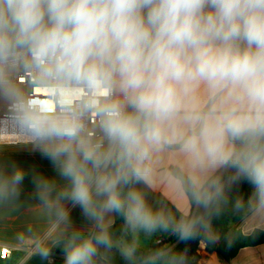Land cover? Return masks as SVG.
I'll list each match as a JSON object with an SVG mask.
<instances>
[{"label": "clouds", "instance_id": "obj_1", "mask_svg": "<svg viewBox=\"0 0 264 264\" xmlns=\"http://www.w3.org/2000/svg\"><path fill=\"white\" fill-rule=\"evenodd\" d=\"M9 146L39 152L59 180L0 161V221L20 213L29 176L24 215L44 221L0 241V258L53 264L59 248L63 264H189L187 248L144 242H217L229 203L264 218V0H0ZM242 183L246 200L231 195ZM161 185L196 211L150 199Z\"/></svg>", "mask_w": 264, "mask_h": 264}, {"label": "crops", "instance_id": "obj_2", "mask_svg": "<svg viewBox=\"0 0 264 264\" xmlns=\"http://www.w3.org/2000/svg\"><path fill=\"white\" fill-rule=\"evenodd\" d=\"M0 161L15 162L29 173L32 170H36L50 177H56L59 180L49 160L42 157L39 152H34L28 147L9 146L0 152ZM60 182L62 183V181ZM33 191L34 186L31 183L29 176L25 179L22 187L21 200L24 202V206L21 208L20 213L17 214V217L0 221V241L11 237L14 232L21 229L29 222L33 223L34 225L43 226L44 221L42 219L24 215L28 206L35 203L32 198ZM150 199L162 201L177 217L190 216L196 211L194 208L188 206V203L184 197L174 191L169 190L166 186H158L155 192L150 193ZM71 216L76 227L84 228L85 230L87 229V222L82 218L79 208L73 209ZM119 220L120 218H117L115 230H118L122 225ZM231 227L241 230L243 234H251L256 229L264 230V218L241 215L232 222ZM161 237L162 236L153 237L154 243L150 245L149 248L156 247L157 240ZM215 240H219V236H217ZM201 248L204 250L205 246L201 245ZM53 257L63 259L62 251L59 248L55 249ZM220 263L264 264V244L241 249L237 256L229 263L223 261L220 262L219 260V264Z\"/></svg>", "mask_w": 264, "mask_h": 264}, {"label": "trees", "instance_id": "obj_3", "mask_svg": "<svg viewBox=\"0 0 264 264\" xmlns=\"http://www.w3.org/2000/svg\"><path fill=\"white\" fill-rule=\"evenodd\" d=\"M251 192V188L247 183H242L239 186V190L234 191L231 195L242 196L245 200ZM241 215L234 214L231 208V203L225 206L223 214L220 218L214 219L213 224L218 230L219 240L214 242L212 239L206 237L203 232H200L197 245L191 258L189 259V264H207L208 260H205L201 248V245H204L207 250H211L217 260L229 263L233 258L237 256L241 249L247 247H253L264 244V230L256 229L251 234H243L241 230L231 227L233 221L239 218ZM120 223H123L122 219L119 220ZM172 241H176L175 237L171 238ZM189 241V240H188ZM188 241L179 242L176 246L180 248H185ZM216 241V240H215ZM231 244L229 247L228 244ZM161 245H158L159 247ZM22 254H14L11 264H15V258ZM218 260V262H219ZM0 264H10L7 260H0ZM30 264H43V262L37 257L34 258ZM53 264H63V259H58L53 262Z\"/></svg>", "mask_w": 264, "mask_h": 264}, {"label": "rangeland", "instance_id": "obj_4", "mask_svg": "<svg viewBox=\"0 0 264 264\" xmlns=\"http://www.w3.org/2000/svg\"><path fill=\"white\" fill-rule=\"evenodd\" d=\"M122 224V223H121ZM117 232L119 231L116 230ZM163 237V236H162ZM154 243V239L152 238L151 240H146L144 242V245H145V248L143 250H146L150 247V245H152ZM157 247V245H156ZM155 248V247H154ZM202 254L205 258V260H208V258L213 254V252L211 250H207L206 248H204V251H202ZM58 258L55 257V261H57ZM54 261V262H55ZM221 262V260H220ZM114 264H125V262L123 261V259L121 257H119V255H116L115 258H114ZM207 264H219L217 258L215 257V255L213 254L211 256V258L208 260ZM221 264V263H220ZM223 264V263H222Z\"/></svg>", "mask_w": 264, "mask_h": 264}, {"label": "built area", "instance_id": "obj_5", "mask_svg": "<svg viewBox=\"0 0 264 264\" xmlns=\"http://www.w3.org/2000/svg\"><path fill=\"white\" fill-rule=\"evenodd\" d=\"M172 237H161L157 240V246L158 245H165V244H168V243H171L172 246L176 247V245L179 243L177 241H172L171 240ZM0 256L2 257H8V252L7 251H3V250H0ZM211 258V257H210ZM0 260H6V259H3V258H0ZM52 260L53 262L55 261V258L52 257Z\"/></svg>", "mask_w": 264, "mask_h": 264}, {"label": "water", "instance_id": "obj_6", "mask_svg": "<svg viewBox=\"0 0 264 264\" xmlns=\"http://www.w3.org/2000/svg\"><path fill=\"white\" fill-rule=\"evenodd\" d=\"M200 235V234H199ZM199 235L196 236L195 239H190L186 245L185 248L188 249V256H189V259L191 258L192 254H193V251L195 250V247L197 245V241H198V238H199Z\"/></svg>", "mask_w": 264, "mask_h": 264}]
</instances>
